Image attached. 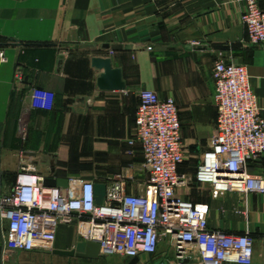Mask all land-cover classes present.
Wrapping results in <instances>:
<instances>
[{
  "label": "crops",
  "instance_id": "1",
  "mask_svg": "<svg viewBox=\"0 0 264 264\" xmlns=\"http://www.w3.org/2000/svg\"><path fill=\"white\" fill-rule=\"evenodd\" d=\"M264 5V0H259ZM245 0H0V172L10 192L18 172L33 168L45 178L105 184L124 172L126 191L137 195L148 181L134 139L139 92L173 98L179 108L186 160L179 173L192 178L178 195L210 208L213 230L250 231L253 264H264V195L226 193L193 177L217 135L214 64L247 67L264 119V44H249L242 23ZM94 58L122 71L123 91H102ZM52 92L51 111L30 106L33 88ZM247 171L264 178V156ZM73 227L59 229L54 251L5 253L0 264H166L162 254L130 259L83 258ZM163 249H161L162 251Z\"/></svg>",
  "mask_w": 264,
  "mask_h": 264
},
{
  "label": "built area",
  "instance_id": "2",
  "mask_svg": "<svg viewBox=\"0 0 264 264\" xmlns=\"http://www.w3.org/2000/svg\"><path fill=\"white\" fill-rule=\"evenodd\" d=\"M245 2L242 23L249 44L257 47L264 44V5L259 0ZM0 57L7 61L3 54ZM212 77L217 135L193 180L210 186L215 198L226 193L264 195V178L247 171L250 160L264 156V119L247 67L219 60ZM138 96L135 136L129 144L142 150L149 175L143 191L127 194L124 172L105 183L104 203L97 205L93 180L48 187L47 178L24 166L7 193L0 172L3 252L54 251L60 227L68 226L79 240L99 244L103 256L138 259L161 253L166 264H253L255 238L250 231L211 229L209 206L177 193L188 188L192 178L179 173L186 155L176 101L148 89ZM29 98L32 109L51 111L56 96L35 87ZM84 229L90 236L84 235Z\"/></svg>",
  "mask_w": 264,
  "mask_h": 264
},
{
  "label": "water",
  "instance_id": "3",
  "mask_svg": "<svg viewBox=\"0 0 264 264\" xmlns=\"http://www.w3.org/2000/svg\"><path fill=\"white\" fill-rule=\"evenodd\" d=\"M93 67L103 71V74L98 79V87L102 91H123L125 83L123 81L122 71L114 69L110 59L94 58L92 60ZM48 187H68L67 180H56L47 178L44 182ZM107 186L105 184H95V198L97 205H103L106 196ZM62 256H79L83 258H97L100 255V246L94 242H87L86 252L78 254L76 251H56Z\"/></svg>",
  "mask_w": 264,
  "mask_h": 264
},
{
  "label": "bare ground",
  "instance_id": "4",
  "mask_svg": "<svg viewBox=\"0 0 264 264\" xmlns=\"http://www.w3.org/2000/svg\"><path fill=\"white\" fill-rule=\"evenodd\" d=\"M83 233H84V235L87 236V237L90 236V232H89L88 229H84V230H83ZM96 236H98V233H97Z\"/></svg>",
  "mask_w": 264,
  "mask_h": 264
},
{
  "label": "rangeland",
  "instance_id": "5",
  "mask_svg": "<svg viewBox=\"0 0 264 264\" xmlns=\"http://www.w3.org/2000/svg\"><path fill=\"white\" fill-rule=\"evenodd\" d=\"M80 241H81V242H83V240H80ZM145 258H146V259H148V260H151V258H150V257H148V256H147V257H145Z\"/></svg>",
  "mask_w": 264,
  "mask_h": 264
}]
</instances>
